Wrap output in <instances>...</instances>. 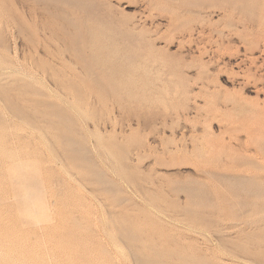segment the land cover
I'll return each mask as SVG.
<instances>
[{"label": "rangeland", "instance_id": "1", "mask_svg": "<svg viewBox=\"0 0 264 264\" xmlns=\"http://www.w3.org/2000/svg\"><path fill=\"white\" fill-rule=\"evenodd\" d=\"M149 263L264 264V0H0V264Z\"/></svg>", "mask_w": 264, "mask_h": 264}, {"label": "bare ground", "instance_id": "2", "mask_svg": "<svg viewBox=\"0 0 264 264\" xmlns=\"http://www.w3.org/2000/svg\"><path fill=\"white\" fill-rule=\"evenodd\" d=\"M247 180H248V179H247ZM24 190H25V189H24ZM23 192H24V191H23ZM30 192H31V191H30ZM26 193H27V192H26ZM30 194L32 195V192H31ZM28 195H29V193H28L26 196H25V195H24V196L27 198ZM31 195H30V196H31ZM22 197H23V196H22ZM36 197H37V194H36ZM27 199H28V201H29V197H28ZM31 199H32V198H31ZM31 202H32V201H31ZM29 205H30V204H29ZM31 205H32V203H31ZM32 206H33V205H32ZM32 209H33V208H32ZM149 264H150V263H149Z\"/></svg>", "mask_w": 264, "mask_h": 264}]
</instances>
